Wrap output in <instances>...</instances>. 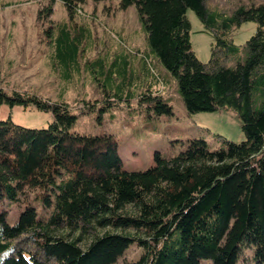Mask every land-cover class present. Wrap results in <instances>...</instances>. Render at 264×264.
<instances>
[{
  "label": "trees",
  "instance_id": "trees-1",
  "mask_svg": "<svg viewBox=\"0 0 264 264\" xmlns=\"http://www.w3.org/2000/svg\"><path fill=\"white\" fill-rule=\"evenodd\" d=\"M57 1L70 21L46 32L54 68L67 83L86 70L104 106L137 99L173 113L152 87L136 90L140 81L159 80L145 57L138 58L141 71L126 50L111 61L86 59L95 46L90 30L72 23L84 0H48L39 17L51 16ZM116 2L121 10L136 7L148 52L176 79L187 111L235 110L244 139L212 148L196 135L176 153L155 151L147 169L129 170L115 134L72 130L77 115L68 102L9 94L0 81V104L53 114L44 127L0 119V264H114L133 244L142 253L123 264H264V3L225 15L205 0ZM188 9L216 38L208 62L193 50ZM244 21L256 22L257 30L243 60L231 32ZM228 57L237 63L224 62Z\"/></svg>",
  "mask_w": 264,
  "mask_h": 264
},
{
  "label": "rangeland",
  "instance_id": "rangeland-1",
  "mask_svg": "<svg viewBox=\"0 0 264 264\" xmlns=\"http://www.w3.org/2000/svg\"><path fill=\"white\" fill-rule=\"evenodd\" d=\"M47 3L48 0H1L0 81L7 93L17 90L53 101L65 100L77 115L72 130L115 134L124 166L129 170L147 169L154 164L155 151L165 155L176 153L187 145L188 138L196 135L204 136L212 148L221 146L226 139L236 142L244 139L242 121L235 110L222 107L212 112L187 111L176 79L149 54L146 32L134 5L121 10L116 0H84L72 23L90 30L95 46L86 53V59L109 55L111 61L117 53L126 50L136 55L131 60L132 68L141 71L138 58L145 57L159 80L155 84L151 80L140 81L136 90L149 91L148 87H152V91L172 104L173 113H157L153 106L148 108L152 102L141 105L137 99L114 107L104 106L103 94L86 70L67 83L63 73L54 68L52 37H48L46 30L50 25L57 27L70 20L60 1L55 3L51 16L40 18L39 10ZM205 3L212 12L231 15L241 4H260L264 0H205ZM187 18L191 23L193 50L201 61L208 62L216 38L192 9H188ZM256 30L254 21H244L232 29L231 38L240 47L239 58L245 59L247 40ZM236 60L228 57L224 62L235 65ZM8 118L26 127H44L53 114L34 105L24 108L22 104L13 107L0 104V119ZM18 212L17 208L10 212L11 223L17 220ZM141 253L133 244L114 264H123L125 258L137 259ZM202 264L212 261L204 259Z\"/></svg>",
  "mask_w": 264,
  "mask_h": 264
}]
</instances>
